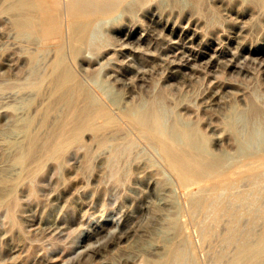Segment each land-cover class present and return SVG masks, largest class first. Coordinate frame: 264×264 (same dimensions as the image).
Returning <instances> with one entry per match:
<instances>
[{
	"label": "bare ground",
	"instance_id": "6f19581e",
	"mask_svg": "<svg viewBox=\"0 0 264 264\" xmlns=\"http://www.w3.org/2000/svg\"><path fill=\"white\" fill-rule=\"evenodd\" d=\"M146 2L0 0V17L8 25L3 37L12 48L0 63V214H7L25 196L12 202L25 181L69 160L66 154L73 147H83L84 155L93 158V145H86V139H91L95 152L104 154L95 163L106 174L119 181L135 172L138 184L139 177L147 180L142 185L150 190L145 201L149 219L137 222L136 217L134 224L132 218V222L122 219L107 232H117L108 241L95 231L93 242L79 252L81 264H111L106 254L118 247L125 250L124 264H202L188 226L196 229L202 241H212L221 232L217 227L222 217L225 233L216 247L211 246L206 264L210 259L209 264H264V76L260 78L247 66L246 59L228 56L218 47L233 41L245 47L264 75V32L257 27L258 18L264 16V0H157L156 6L145 9L150 25L137 31L129 17ZM166 9H176V18L163 13ZM181 12L185 13L178 19ZM197 15L206 18V29L218 26L210 36L216 47L204 43L202 50L193 52L187 44L204 38ZM244 17L256 26L246 30L240 22ZM230 20L235 29L225 25ZM159 24L168 29V37L161 35ZM245 35L256 37L247 42ZM158 45L164 47L162 52ZM197 59H202L209 76L208 81L205 78L209 93L199 101L204 110L217 111L215 122L208 119L205 124L210 134L204 126L201 129L199 118L191 117L194 113H188L190 96L181 90L198 79H192L194 68L200 65L201 69ZM159 67L168 71L164 83L152 80ZM222 73L235 78L217 80ZM174 186L181 191L184 206L175 198Z\"/></svg>",
	"mask_w": 264,
	"mask_h": 264
},
{
	"label": "rangeland",
	"instance_id": "374dc122",
	"mask_svg": "<svg viewBox=\"0 0 264 264\" xmlns=\"http://www.w3.org/2000/svg\"><path fill=\"white\" fill-rule=\"evenodd\" d=\"M148 1L149 2H146V4H148V5H146L144 3L145 5L143 4L144 6L141 7L142 10L140 9L139 11H137L136 15L133 18L129 17V19L131 21L132 20L135 21V27L137 28V31H141L144 28V26L146 28L148 25H150V22L148 21V17H147V15L145 13V11H146L145 9H148L149 7H152V6L153 7L156 6L157 0H155L156 1L155 4H153V0H148ZM210 8H212V7L210 6ZM165 11H166V13H172L173 15H174V13L177 14V12H176L177 10L176 9L172 10V11L169 10V9H166V10L163 11V13H165ZM181 13L182 14H180L177 17L178 19H181L180 17H182V15H184L185 12L184 13L181 12ZM174 16L176 18V15H174ZM197 17L200 19V21H202L201 24H200V26H201L200 36L201 37L203 36L204 40L202 39L203 40L202 41V40H200V38H194L190 42L188 40H187L188 42L186 40H183V42H185V43L187 42V44L189 43V46H190V48L192 49L193 52L195 50H196V52L202 50V48L204 47V43H207L208 46L210 45V46H215L216 47L217 45H214V43H212V40L210 39V36H212V34L214 33V29L217 28L218 26L215 25V27L206 29V27L204 26L206 18H203V17L198 16V15H197ZM244 18H241L240 22H243L244 28H246V30H250L251 28H254V26H256V24L255 25L253 24V27H252L251 26L252 25L251 19L246 18V17H244ZM263 18H264L263 15L258 18L259 25L257 27H259V26L262 27L263 28V32H264ZM144 20H145V22H144ZM232 22L230 20V21L226 22L225 25L227 27L232 25V28L235 29L234 24ZM182 24L184 25V23H182ZM6 25L7 24L3 22L2 16H1L0 17V35H2V37H0L1 38L0 41H3L4 45L1 44L2 42H0V44H1L0 48L4 47V49H5V50L3 48L0 49V56H1V52L3 51L2 52L3 55L0 58V63L1 64H2L3 60L5 59V56L8 55L10 51H12V48L8 45V42H5L7 40H4L6 38L3 37V35H5L6 32H7V29H5V28H7L8 25L7 26ZM157 28L158 29L160 28L159 31L161 32L162 36L164 34H165L164 35L165 37L169 36L168 29L167 30L166 29H162L161 24H159ZM202 29H204V30H202ZM162 31H163V33H162ZM166 33H168V34H166ZM255 35H254V37H252L253 35L251 37H248V35H245V37H247V42H248V40L255 38L256 37ZM194 41H196V42H194ZM233 43H234V41L233 42H226L227 45L221 43L218 47L220 48V50H223L224 53H226L228 56H231V55H235L236 56V55H238L236 57L239 58L241 61H244V59H246L245 60L246 61L245 62L246 65L250 66V67H253L256 70L258 76L260 78L262 76V78H263L264 75L261 72V69H260V71L257 70L256 69L257 68L256 67V63L255 64L252 63L253 56L249 55V54L246 55L248 53V51L245 49V47H240V46L236 45L235 43L234 44ZM5 44H6V46L8 45L7 49H6ZM158 44H159V42H158ZM163 48L164 47H161L159 45L156 46V49L159 50V52H162ZM235 48H236V50H235ZM240 52L242 54H240ZM251 58H252V60H251ZM1 59H3V60H1ZM202 59H200V60L197 59L198 62H196L197 66H198V64H201V69L199 68L200 67V65H199L198 67H195L194 70L192 71V75H193L192 79H193V81L195 80V78H198V79H196V81L192 82V84H190L191 86L190 85L183 86L181 88V90L183 92H186L190 96V102L186 103L187 104V109L189 111H191V112L188 111V113L190 115H192L194 113L191 117L199 118L198 120L200 122L199 121L198 122H199V126H201V129H203L205 127L204 128V130H205L204 132L205 133L207 132V134L208 133L210 134V131L205 126V124H206V121L208 119H212L213 122H215L214 120H216V119L213 118V115L214 114L217 115V111L215 109H212V108H208V109L206 108V110H204V107H202L203 105L199 101V99H202L205 95H208L207 93H209V88L207 87L208 86V82L206 83V81H205V78L207 80V77L209 78V76H206V72H205V68H204L205 66L203 64V61H201ZM119 60H123V59L120 58ZM249 60H250V62H248ZM177 62H179V61L177 60ZM16 64L19 67L18 63H16ZM248 64H250V65H248ZM121 65H123V64H121ZM17 66L15 67L16 71L19 70ZM95 68H96V66L92 69V72L93 71L95 72V70H94ZM160 69H162V71ZM121 70H125V69L122 68ZM154 72L157 75H154V73H152L153 74V75H151L152 76V80L153 81H158V82L160 81L159 83H164V79L167 77V74H168L166 72H168V71L164 67H159ZM259 72H260V75H259ZM2 74H3V72L0 71V77L1 78H3ZM199 74H203V75H199ZM227 75L228 74H226V73H222V74L218 75L217 80L224 81L225 79L226 80H232L233 78H235V77H233L235 75H232V76L231 75L227 76ZM194 76H195V78H194ZM202 85H203V87H202ZM194 87H195L196 91H195ZM183 88H185V89L183 90ZM93 90H94V92H96V94L98 96L100 95V93H99V91L97 89L93 88ZM123 93H124V98H126L127 97V93H125V91H123ZM204 93H206V94H204ZM194 94H196V95H194ZM193 98H194V102H193ZM195 98H196V100H195ZM197 99H198V101H197ZM195 103H197L196 105H198V106H196ZM109 107L112 108L113 106L109 104ZM197 107H198V109H197ZM201 108H202L203 111L200 110ZM197 111L198 112L200 111V112L198 113ZM201 111H202V113L204 112L205 114L203 113L204 114L203 115L201 113ZM206 112H207V114H206ZM216 115H214L215 118H216ZM205 116H207V117H205ZM200 124H202V125H200ZM202 126H204V127H202ZM85 138L83 139V141L85 140ZM86 141H87V144H86L87 147L91 148V146L93 145L92 148H91V150L94 152L93 158H91L90 156L84 155L83 147H73L71 150L72 151L74 150V151L72 152L70 150V152H68L66 154V156H68V155L69 156L68 157L65 156L66 157L65 159H69L70 158L69 160H63L59 164V166L57 168L49 166L48 168L44 169L40 173L36 174L29 181L28 180L25 181V184L21 185L17 189V191H16V193H15V195L13 197V201L12 202L15 201L16 197L17 198H19L20 196L23 197L22 195H24V194H25V196H24L25 198L23 197L20 200L16 198L17 199L16 201H18V200L19 201L17 202V204H16V201H15V204L14 203L13 204L11 203L12 205L10 204L12 206V208L10 206L11 209L10 208L8 209L9 211H8L7 214H5L2 211L3 215H1L2 213L0 212L1 213L0 214L1 215V217H0V233H1L0 234V261H1L0 264H5V262L7 264H9V263L10 264H38V262H39V264H81V262H82L81 260L82 259L80 258L81 255H80L79 252L83 249L82 246H85L89 242H91V243L93 242L92 239H93V236L95 234L94 233L95 231L96 232L99 231L102 236L105 235L103 237L104 241H105L106 236H107L106 241H108V240H111L112 238H115L117 232L116 233L115 232L114 233H109L111 235H108L107 232L116 229L117 224L119 222H122V219L123 220L124 219H128L131 222L133 220L132 223L129 221L131 224H134V221H135L136 217H137V220H136L137 222H141L142 218H143L142 219L143 222L149 219V218L147 219V217L145 216L146 215V208H145L146 207V202L145 201H146V198H147L146 196L149 195V191L150 190L148 189L147 186H143V185H146L147 180H143V177H139L140 180H141V184H138L137 180H136L137 176H136L135 172H131L130 174L129 173L126 174L119 181L114 176H112V175L110 176L109 174H106L105 168L100 166V164L97 165V163H95V161L97 160L96 162H98L99 159L102 158L104 154L99 153V152H95V150H94L95 149V145L92 144L93 141L91 139H86ZM85 143L86 142H84V145H85ZM88 144H90V146ZM138 145L141 146V143L138 142ZM223 145L222 146L226 147V148L228 146V144H226V143H224ZM225 145H227V146H225ZM210 146H211L212 149L215 148L214 147L215 145H213V143H210ZM70 153L73 154V157H72V154H70ZM79 153H81V154H79ZM96 155H97V157H95ZM78 156H79V158H77ZM72 158L75 159L74 160L75 162L72 161L73 160ZM76 158L79 159V162L77 161ZM93 160H94V162H93ZM83 163H85V164H83ZM75 166L77 168H75ZM83 166L85 168H83ZM81 167H82V169H81ZM73 168H74V170H73ZM97 169H100V170H97ZM58 170H59V172H56ZM51 172H53V173H51ZM71 172H73V173H71ZM164 173H166V172H164ZM46 174H48L50 177H48V175H46ZM96 175H97V177L94 178ZM164 176H168L167 173H166V175L164 174ZM40 177L42 178V180H41ZM167 178L172 179L170 174H169V176ZM46 180H48V181H46ZM134 180H135V182H134ZM142 183H143V185H142ZM130 184H133V185L137 184L138 187H137V185L133 186V185H130ZM141 185L143 187H145V188H143ZM147 185L149 186V184H147ZM26 186H27V188H25ZM127 187H131V188H129V191H128ZM133 187H135V189ZM32 188H33V190H32ZM140 188H141V191H140ZM135 190H136V194L134 193ZM174 190L176 191L174 193V195L176 196L175 198H177L179 200L180 205L184 206L185 200H183L184 198L181 195V191L179 189H177L176 186H174ZM26 191H28V192H26ZM132 191H134V192H132ZM22 192H24V193H22ZM46 192H48V193H46ZM116 192H117V194H116ZM26 193H27V195H26ZM42 193L44 194V196H43ZM62 194H64V195H62ZM85 194H87V195H85ZM124 194H125V197H127V198L124 197ZM126 194H127V196H126ZM45 195H46V197H45ZM74 196H76V198ZM122 196H123V199H122ZM26 197H28V200H26L27 199ZM54 198H56V199H54ZM64 199H65V201H64ZM178 200H177V202H178ZM144 202H145V205H143ZM125 203H127V204H125ZM19 204H21V205H19ZM60 204H61V208H59ZM140 204H142V206ZM49 206L52 207V208H50ZM14 207H15V209H14ZM53 207L54 208L56 207L55 208L56 210L55 209L53 210ZM57 209H58V212H57ZM18 210H19V213H18ZM20 210H21V212H20ZM23 210H26V211L23 212ZM50 210H52V211H50ZM134 210L136 212H134ZM137 210H138V212H137ZM141 211H142V213H141ZM11 212H15V215H14V213H12L13 214L12 215ZM52 212H54V213H52ZM20 213H21V215H20ZM125 214H126V216H125ZM140 214H142V215H140ZM52 215H53V217H52ZM128 215H129V217H128ZM122 216H124V218ZM44 217L45 218L47 217L46 220L43 219ZM48 217L52 218V219L49 220ZM33 218H34V221H33ZM131 218H132V220H131ZM43 220H44V222H43ZM52 220H53V222H51ZM225 221H226L225 217H222V220L220 221L221 224L219 223L220 225H218V227H217V228L220 227L218 229V232L221 230L220 234L217 235L218 237L212 239V241H207V242H204V241L201 240V238L198 236V233H197L195 228H193L192 226H188V231H189L188 233H189L190 238L192 240V244H193V247L195 249L196 256H197L198 259H199V257L200 258L203 257V259H204V260L199 259V261L202 260V261H200V263L203 262L202 264H206L207 260L210 258L209 255H211V253L209 252L210 249H212L211 246L212 247H216L217 243H218L217 239L219 237H222V235H224L225 229H222V228H224L223 226H224ZM48 222H50V223H48ZM60 222L61 223L63 222V223L61 224ZM73 222H74V224H73ZM39 223H41L43 225L41 226ZM54 224H55V226H54ZM64 224H66L67 226L64 225ZM27 225H29L28 228H27ZM109 226H110V228H109ZM46 227L48 229H46ZM97 227H99V229ZM106 227H107V229H106ZM64 228H66V229L63 230ZM49 231H50V233H49ZM55 231H56V234H55ZM190 232H192V234ZM85 235H86V237H85ZM114 235H115V237H114ZM5 236H6V238H5ZM108 236L111 237V239ZM10 248H11V250H10ZM123 249H124L123 247H122V250H121V247H118L116 250L109 251L110 253H107L106 257H105L106 262H109L111 264H118L119 261H120L119 264L120 263L121 264L126 263V253H125V250H123ZM201 249H203V250H201ZM11 253H13V254H11ZM116 253H117L118 256L116 255ZM107 259L110 260V261H107ZM122 259H123V261H121ZM114 260H116V261H114ZM210 260L208 261L207 264H209ZM93 264H95V263H93Z\"/></svg>",
	"mask_w": 264,
	"mask_h": 264
}]
</instances>
